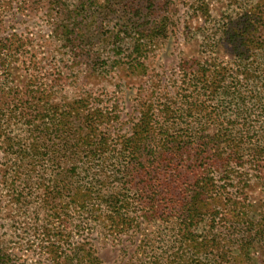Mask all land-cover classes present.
I'll return each instance as SVG.
<instances>
[{
    "label": "rangeland",
    "instance_id": "obj_1",
    "mask_svg": "<svg viewBox=\"0 0 264 264\" xmlns=\"http://www.w3.org/2000/svg\"><path fill=\"white\" fill-rule=\"evenodd\" d=\"M144 1L0 0V253L9 264H56L49 252L64 241L92 246L101 264H264V150L255 147L264 136L249 134L252 142L236 147L210 143L195 168L201 141L161 126L178 116L192 121L176 100L190 67L198 69L206 55L226 64L227 83L233 79L229 41L247 37L243 23L264 0H155L153 14ZM161 19L165 31L144 37ZM64 27L73 33L69 41ZM137 39L141 53L132 51ZM207 39L213 41L205 53ZM244 53L252 61L251 51ZM212 75L207 70L206 82L196 74L195 85L210 89ZM166 104L174 116L164 117ZM203 107L219 116L198 128L206 142L233 117L220 100ZM146 118L149 138L162 135L165 148L148 139L142 155L130 154L134 146L124 152ZM248 120L250 132L263 127L256 116ZM98 133L109 158L96 173L98 191L126 202L134 225H113L105 204L88 200L84 206L94 211L82 214L78 228L83 207L71 170L94 167L85 153ZM173 139L189 143L178 154ZM214 152L221 160L210 168ZM205 173L213 189L196 201L189 227L195 236L180 246L183 236L172 229Z\"/></svg>",
    "mask_w": 264,
    "mask_h": 264
},
{
    "label": "trees",
    "instance_id": "obj_2",
    "mask_svg": "<svg viewBox=\"0 0 264 264\" xmlns=\"http://www.w3.org/2000/svg\"><path fill=\"white\" fill-rule=\"evenodd\" d=\"M144 2L146 3V9L148 13L153 14V10L156 6L155 0H145ZM257 8L258 9L256 10L254 18L246 19L243 23L244 26L242 27V30L246 33L247 37L242 39L241 41L237 40L236 38H232L229 41L231 52L235 56V59L233 61V68L236 69V72L235 76L232 77L233 79L229 83H227L226 76L228 73H230V70H228V68L224 66L226 64H221L218 59L211 57L212 53L206 55L207 58L204 59L201 64H199L198 69H193V67H190L189 75H191L192 77H190L189 79L186 78V87L185 89H183L184 93L182 95L180 94L178 96V99L176 100V105L181 104V106L185 107V109H181V111L186 112L188 116L192 118V121H182V118L178 116L172 118L171 122L169 119L164 121V125H161L163 126V128H166L165 131L167 133L175 132L177 134H182V137H187L188 139L191 138L194 140L199 139L201 141V144L198 145L199 149L196 153L197 159L193 161L195 163V168L198 167L197 163L199 162V160L203 161L205 159V157L203 158V156H207L206 153H204V150L210 143H213V146H216L215 148L220 146L222 142L225 143L226 146L236 147L244 143L246 140L252 142V138L248 136L249 134L253 135L256 133L259 136H264V6L262 8ZM157 25L158 26L149 27L145 32L146 34L144 35V37L154 39V37H156L162 30L165 31L167 20L161 19V21L157 23ZM214 27L218 29V27ZM62 32L65 35L66 40L69 41L68 36L72 35L73 33L68 31L67 27H64V30ZM212 41V39H207L205 45L202 47V49L206 51L205 53L210 52ZM142 46L143 45L138 43L137 39L133 45L132 51L141 53L143 50ZM245 50L251 51L250 58H253L252 61H247V58H245ZM207 70L214 75L216 74L215 76L212 75L210 78V89H208V86L195 85L197 80L198 82H200V79L197 78L196 80L195 77H193L198 74L207 82ZM242 74L244 75V77H242ZM185 76H187V73L185 74ZM237 77L243 78L244 85L239 84ZM205 96H207L210 101H202ZM217 100L221 101L222 106L227 107V110L231 112L233 120L228 122H223V120H221L220 127L218 123L217 134H215L213 138H210L206 142H204L205 139L198 136L200 133L198 128H203V130H206L208 124H210L211 122L217 124L218 119H216V116L218 115H214V113H218V109H216L215 107H209L208 110L211 111L208 112L207 109L203 107V105L205 104V102H209L213 103L215 106L217 104ZM164 112V117H167L169 115L174 116V114L177 113L176 110L172 109L171 104L164 105ZM203 113L205 114L202 115V117H200L199 119L196 118L197 115L199 116ZM253 116L259 118L260 120L257 121V123L263 125L262 128H257V132H250L249 130H247L248 128L246 121L249 122L248 119ZM136 127L137 129H139V132H137L136 130L134 137H132L128 141H125L126 145L124 143V152H126L130 146H134L130 147L132 148L130 154L133 156L142 155L144 149L140 150L141 146L144 145L145 141L146 143H148V139L153 141L154 144L159 146L160 149L165 148L166 140L162 135V137L159 136L158 139L149 138V132L151 129L149 119L142 121L141 124L136 125ZM89 128L93 130L92 127ZM163 128L160 129L161 132ZM104 136L105 135H103L102 133H98L95 138V145L93 146V148H91V151H89L88 154L85 153L87 155V162L96 163L94 167L74 168L71 170V175L77 179V184H79V187L75 189L76 193L74 197H78L82 200L81 207H83L82 211L81 208H79L78 212L81 214L82 218L78 225L79 229L83 224L82 214L94 211L93 209H88L84 206L88 200H94L98 205L104 203L109 214V220H111L112 224L117 227L122 225H134V223L136 222L135 219L129 217L128 204L126 202H114V195L101 197L100 191H98L99 181L96 177V173L98 170L106 166L109 161V158H106V151H108V147ZM36 139L41 138L38 137ZM83 142L85 141L83 140L82 143ZM172 142L177 145L176 149L178 150V154L180 150L189 143H184V146L182 147L181 145L178 146L181 141L173 139ZM257 143L260 142H253L254 145ZM255 147L257 148V150H264V143L263 145L259 144ZM219 156L220 155H218L217 152H214L213 156H211L210 158L207 157V165L210 166V168L216 165V161L221 160ZM116 160L118 159H115L114 162ZM233 160L234 159H231L230 161ZM157 162H162L159 157ZM139 164L142 166L140 161ZM65 176L66 179H71L69 172ZM211 181V175L207 173L202 174V177L199 181L201 186L198 187V185H196L194 190L189 192L191 194V197L188 199L189 207L187 211H184V214L186 213L185 218L182 219V224L176 223L172 229V231L177 234V236H183L180 242V246H182L183 243H185L187 240L190 241V239H192L189 238V236H195L194 234H192V231L189 230L191 223L190 219H193L195 217V208L197 204L196 201L201 200V196L205 191L210 192L213 189L210 186ZM62 188L65 189L66 187L62 186ZM68 209L69 207H66L64 208V211H67ZM216 244V241H214L211 246ZM52 248V251H50L49 253L53 255L56 264H101L100 257L92 246L86 247L83 244H81L80 246H71L70 243L64 241L56 248ZM11 263L13 264V262ZM157 263L158 259L156 258L153 264ZM0 264H9L8 256L6 255V253H0ZM180 264H185V261H180Z\"/></svg>",
    "mask_w": 264,
    "mask_h": 264
}]
</instances>
